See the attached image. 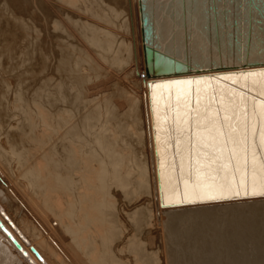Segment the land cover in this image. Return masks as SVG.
Wrapping results in <instances>:
<instances>
[{"label": "bare ground", "instance_id": "obj_1", "mask_svg": "<svg viewBox=\"0 0 264 264\" xmlns=\"http://www.w3.org/2000/svg\"><path fill=\"white\" fill-rule=\"evenodd\" d=\"M0 264H264V0H0Z\"/></svg>", "mask_w": 264, "mask_h": 264}, {"label": "water", "instance_id": "obj_2", "mask_svg": "<svg viewBox=\"0 0 264 264\" xmlns=\"http://www.w3.org/2000/svg\"><path fill=\"white\" fill-rule=\"evenodd\" d=\"M13 240H14V239H13ZM14 243L17 245V247H18L19 249H22V247L20 246V244H19L17 241L14 240Z\"/></svg>", "mask_w": 264, "mask_h": 264}, {"label": "rangeland", "instance_id": "obj_3", "mask_svg": "<svg viewBox=\"0 0 264 264\" xmlns=\"http://www.w3.org/2000/svg\"><path fill=\"white\" fill-rule=\"evenodd\" d=\"M209 205H213V203H210Z\"/></svg>", "mask_w": 264, "mask_h": 264}]
</instances>
